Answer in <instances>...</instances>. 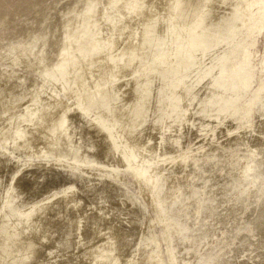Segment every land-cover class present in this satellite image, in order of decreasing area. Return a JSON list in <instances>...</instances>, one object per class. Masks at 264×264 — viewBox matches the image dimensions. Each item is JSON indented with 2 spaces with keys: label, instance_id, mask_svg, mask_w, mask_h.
I'll return each mask as SVG.
<instances>
[{
  "label": "rangeland",
  "instance_id": "1",
  "mask_svg": "<svg viewBox=\"0 0 264 264\" xmlns=\"http://www.w3.org/2000/svg\"><path fill=\"white\" fill-rule=\"evenodd\" d=\"M238 1H240V0H235V1L231 0V2H232L231 5L233 4L232 6L229 5V6H226V9L225 8L219 9V10L217 9L215 11V13L218 11L219 14H216V16L214 18H211L213 28L210 27V29L206 32L207 35L205 37V40L207 42L206 45H208L207 48H209L213 51H216L218 53V55H220V53L223 49H224L223 50L224 52H228L227 49H229L232 42H236V41L240 42L241 40H243L244 37L239 38L243 34L246 35V37H248L246 45L244 47V50L242 51L241 54H238V57L236 60L238 62L235 61L234 64L235 63L240 64V63H245V62L248 63L249 79L247 81V88H248L249 94H247V95L245 94L244 97L242 96L243 98L237 97L239 95V94L237 95V92L235 93V91H234V93H233L231 89H226L224 84L219 83V82L217 83V81L215 80V77H217V75H215L213 73L214 72L218 73L219 70H222L221 67L226 68L224 63L221 64V66H219V67L217 65H215L213 67V69H215L216 71L215 70L211 71L212 69L211 70L208 69V71L206 72V69L208 68L207 67L208 66V64H207L208 59L206 61H204L206 64L204 62H202L203 60H201V62H199V64H198L195 62L196 58L191 59V61L188 62L187 66H184V68H183L184 70L189 67L187 71L186 70L180 71V69L178 70L177 68L173 67V65H168L169 67L167 66V69H166V67H163V71L166 70V73H165L167 75V76H165L166 79L163 76H161V77L159 76L157 78H154L156 80H154V79L149 80L148 82L151 85L149 84V86H148L149 88H146V90L141 89L142 83L135 79L137 73H135V74L133 73V74L129 75L128 77L126 76V78L122 77V78L118 79L117 83L114 84V86L117 87V88H115L116 92L114 94V98L115 97L116 98L113 102L114 104H112L110 106L112 108H113V106H114V108H115V106H117L115 108L116 109L115 111L118 110V112L121 115L125 111L124 115H122L123 117H126L128 112L130 113L127 115V118L128 117L130 118V119L128 118L130 120V122L132 121V124H134L136 126L138 131L140 130L141 134H142V131L144 132L143 133L144 135L142 134V136H140V138H139L140 141L144 140L146 138L147 134L148 133L150 134L152 132L150 135L148 134L147 138L144 141L141 142L142 144L148 143L149 145L148 144L147 145L150 146L151 144L154 145L157 142L156 145L158 146V144H159L158 147L156 145H154V146L152 145L150 147L155 148V146H156L157 148H159L160 146H162V147L167 146V147L172 148L173 151L176 150L175 153L183 152L184 150L185 151L189 150L188 156L186 157V161L189 160L188 162L185 161V163H183L184 162V160H183V161L176 163L178 165H176V164L175 165H168L164 168V171L162 173H164V175L168 174V176H169V177L167 176L168 182H166L167 185H166L165 191L171 192L173 190V188L174 189L179 188L180 190L182 189L184 191L188 190V192H193V191L196 192L193 194L194 196H192V198L185 200L187 202H185V201L179 202L177 200L176 201V204L178 202L177 205L174 204L175 205L174 207H173V204L170 205L168 212L165 214V216H163L161 207L155 198V195L151 189V186L149 187V194H150L149 200L150 201L147 202L144 198L141 197L142 196L141 195L142 187H141V182H140V175L137 172L121 173L125 179V181H123L122 183L124 184L125 188L128 189V192L124 191L123 189L121 190L120 187L117 188L113 185H109L108 183H106V181L103 182V181L98 180L101 182V183L100 182L98 183V181L96 182V180H94L95 181V182L93 181L94 185L90 186V187H86L84 183H78V186L80 185L79 186L80 189L85 188L86 191H89V190L91 191V192H86L84 190L85 192H83L82 190L81 191L79 190L78 196L80 198H82L81 205L80 204L78 205V207L81 206L80 209L81 208H84V209L87 208L86 210L89 211L90 210V207H89L90 202L89 201H92V199H93L94 202H96V200H97V206L98 207L102 208V206H104L103 207L104 210L110 209V207H112L115 209H119L120 211H121V209H123L122 210L123 212L130 213V214L127 213L123 216V215H119L115 211L111 212V214L114 213V214H112L114 217L110 214L111 217L114 219V221L115 220L117 221L116 218H118L121 221V222L120 221L119 222H120L121 226H123V230H119L117 232L105 231V232H103V233H105L104 235H103V233H100L101 235L98 236V238H101V236L103 235L104 237L106 236V239H108V241L103 244L105 248H109V247H111L112 249L116 248V253H120L119 259L116 261V264H155V262L159 263L158 260H160V259H156V257L158 255L161 256V257H159V258H161L160 261L161 262L164 261L163 264H171V263L173 264V262H174V264H229V263L230 264H233V263L237 264V262H239V261L240 262L238 264H263L264 263V253H263L264 252V163H263L264 162V138H263L264 137V114H263L264 113L263 112L264 111V106H263L264 105V0H258V1L253 2L252 4H250L247 7V9L245 6L246 4L244 5L245 6L244 7L245 13L243 15L244 21H243V25L241 24V26H240V24H238V22H239L238 16L240 17V16H242V14H241L240 9L237 10V8L235 6L238 3ZM163 2H165V1L164 0H132L128 3L114 4L113 0H0V56H1V58L4 57L2 59L3 63L1 64V66L3 68H1V66H0V70L2 69L3 71L1 70L0 74L5 73V71H6L5 69L13 70L19 75H24L25 77H28L29 81L31 83L38 80L40 82V85H41L39 89L41 91H45V90H47V88H51V86H50L51 80H48L46 76H42L41 73L36 74L34 71L29 70L27 66H24V67L21 66V67H17V68H15V66H11V64L13 63V60H11V58L12 59L17 58L18 55H19V57L17 59L22 60L25 58V56H28V53L30 55L31 54L30 52H33V51L39 52L40 54H44L47 56V60H46L47 66L51 67V69H54V70L56 69L55 71L51 72V77L53 78V80L56 81V83L58 85L64 86V92L61 94V97L67 101L70 108H73L75 106L77 107L80 105L79 100L83 97V95L89 90H94L95 87L98 86L102 82V79H101L102 78V76H101L102 68L105 65L107 66V64H109L111 66L119 65V63L122 59L121 56H122V52H123L125 45H127L130 42V40L133 38V35H134L133 31H137V28L134 27L133 25L139 23L144 18V14L147 13L149 15H153L154 9H157V7H159V6L162 7ZM243 3H244V0H243ZM222 6H224V5H222ZM200 9L201 8L198 7L197 11H199ZM229 9H231V10H229ZM221 10H223V11H221ZM73 12H75L79 16L73 17L72 16ZM87 12L91 13L93 15L92 20H90L91 23L89 22L90 23L89 32L87 33V35L85 37L83 35L84 40L82 41L81 45L79 46L75 57L72 58L71 60L65 59L62 61V64L59 65L61 62V58H62V52L66 46L67 41L70 40L74 36L75 33H77V30L79 28L84 27V21H83L84 15L83 14H85ZM222 12H223V14L226 15V17L221 15ZM233 13L234 14L238 13V14L234 15ZM71 17L74 18L73 21L71 20ZM236 19L238 22L236 21ZM246 20L249 21V24H247ZM89 23H87V25ZM235 24H237V26H239V28L244 29V32L242 31L243 34L240 31V29L239 30L236 29L235 34H237V38L232 39V37H233L232 36V37H228L229 39L225 40L227 38L226 34H228V32H230L229 30L232 29ZM239 31L242 35L240 33H238ZM229 34H231V33H229ZM118 36H120V38ZM44 37H46V39H47L48 46H45V43L41 42ZM83 37H82V39H83ZM37 41L39 42L38 46H36L35 50H33V51L31 50L30 52L25 51V52L20 53V51L17 52V51L13 50L15 47L30 46L34 42H37ZM224 42H226V43H224ZM227 42H229V44ZM224 45H226L228 48H226V46H224ZM234 48L235 47H233L232 49H234ZM217 49H218V51H217ZM198 50H199L198 52L200 53V48H198ZM198 52H197V54H199ZM228 54H229L230 58L237 56V54L233 55L232 50H230ZM212 57H211V60L213 59ZM230 60H232V59H229V61ZM6 61L7 62L10 61V62L7 63ZM192 61H194V62H192ZM217 62H219V60ZM204 64H205V66H204ZM222 65H224V66H222ZM203 67L205 70L203 69ZM62 69H64V70L65 69L66 70L71 69V71L63 73ZM174 70H176L175 71L176 73L174 72ZM192 70H194V71H192ZM202 71H204V72H202ZM168 72H173V73H170L171 74L170 75ZM182 72L186 73V74L184 75V74H182ZM199 73L202 75H200ZM139 74H141V73H138V75ZM174 74H177V75L175 76ZM210 74L215 76V77H212ZM203 75H204V77H203ZM184 76H186V77L188 76V77L187 78L185 77V79H184ZM128 78H130L132 80L129 79L130 80L129 83H126V86H125V82L126 81L128 82V80H127ZM195 78L196 79L198 78V79L195 80ZM171 79H174L173 80L174 82ZM175 79H176V81H175ZM181 79H182V81H181ZM169 81H171L173 83H171V82L169 83ZM133 82H135V83H133ZM181 82H183V83H181ZM215 82L217 84H215ZM154 83H155V85H154ZM157 83H158V86L156 85ZM182 84H184V85L182 86ZM220 84H222L223 86L222 85L220 86ZM119 85H121V86L119 87ZM127 85L129 86L128 88H126ZM217 86L219 87V89ZM136 87L138 88V90ZM166 87H167V89L165 90ZM241 87H244V85L242 84V81H241ZM102 88L103 87H99L98 89L102 90ZM154 88H155V90H154ZM211 88H213V89H211ZM51 89H53V88H51ZM139 90H140V92H139ZM120 91H121V93H120ZM143 91H144V95L142 93V95L140 94L141 96L139 97L138 94L143 92ZM168 91H170V92H168ZM174 91H176V92H174ZM227 91H228V94L226 95ZM127 93H130V94L127 95ZM133 93H135V94L133 95ZM170 93H171V96H170ZM149 94H150V98H149ZM117 95H118V97H117ZM121 95H123V96H121ZM253 95L255 96V101L258 97V101L255 102V105L253 104V107H252L253 111L251 110L249 112L251 114H249V113L246 114L245 111L247 109V106L245 107V104L247 103V98L252 97ZM124 96L126 97V99ZM134 96H136V97H134ZM165 96H167L166 99H165ZM208 96H209V99H208ZM218 96H219V98H218ZM132 97L134 99H131ZM154 97L155 98L157 97V98L155 99ZM158 97H160V98H158ZM169 97L171 100L168 99ZM183 98L186 100H182ZM187 98H189V99L187 100ZM239 98H240V101L238 100L237 101L238 103L235 104L236 106L232 107V104L229 102L230 101L233 102V101H235V99H239ZM117 99H119V100L121 99V100L119 101ZM206 99H208V100H206ZM241 99H243V100H241ZM75 100H76V102H75ZM132 100H134V101H132ZM154 100H155V102H154ZM168 100H170V101H168ZM192 101L195 102L196 105H195V103H192ZM22 103H23V101H22ZM128 103H129V105H128ZM165 103H166V105H165ZM199 103H201L200 105L202 107L200 105L198 106ZM227 103H229V104L227 105ZM238 104H240V106ZM143 106L144 107L146 106V107L143 108ZM254 106L256 109L254 108ZM124 107H125V109L122 110ZM229 107H230V110L227 111L229 109ZM235 107H237V108H235ZM239 107H240V110H239ZM1 108L3 110V107H1ZM117 108H119L120 110ZM184 108H185V110H184ZM202 108H204V109H202ZM232 108H234V110ZM162 109L165 111H163ZM2 110H0V111H2ZM149 110H151V111H149ZM199 110H201V111H199ZM235 110L238 112H236ZM258 110H259V112H258ZM161 111H163V112H161ZM172 111H173V113H172ZM188 111L189 112L191 111L190 116H189V113H187ZM241 111H242V114H241ZM151 112H153V114ZM146 113H148V114H146ZM184 113L186 116L183 115ZM199 113H200V115H199ZM232 114L233 115L235 114V115L233 116ZM179 115H181V116H179ZM246 115L247 116L251 115L250 117L251 118L254 117V118L249 120L250 117L249 116L247 117ZM154 116H155V118H154ZM165 116H166V118H165ZM222 116H224V117H222ZM3 117L5 119H9L10 112L9 111L6 112L3 115ZM16 117L8 126L9 127L8 131L13 132L14 136H13V138H6L5 140L0 141V148H2V149H5L6 144H17L19 142V140H23L24 143H26V141L28 142L29 137L35 131H41V132L48 131L50 133H53V132L55 133L56 132L55 127H61V125L65 124V122H66L65 118H63V119L58 120L57 122H54L52 125H50L48 122L47 116L44 114L39 115V117L37 118V121H34V123L31 122L30 118L27 115L22 114L21 112ZM26 117H27V119H26ZM220 118H221V120H220ZM225 118H227V119H225ZM231 118H233V119H231ZM223 119H224V121H223ZM162 120L164 123L162 122ZM189 120H190V122H189ZM42 121H43V123H42ZM142 121H143V123H142ZM218 121H219V123H218ZM154 123L155 124L158 123V124L155 125ZM187 123H188V125H187ZM190 123H192V124H190ZM194 123H195V125L193 127ZM239 123H241L240 124L241 126L239 125ZM168 124H169V126H166ZM221 124H222V126H221ZM244 124L246 127L244 126ZM143 125H145V126L143 127ZM237 125H238V127H237ZM146 126H147V129H146ZM149 126H151V127H149ZM160 126H162V127H160ZM149 128H151V129H149ZM163 128H164V130H163ZM181 128H182V130H181ZM198 128H200V129H198ZM257 128H259V129L257 130ZM183 129H184V131H183ZM206 129L209 131H206ZM146 130H150V132L149 131L146 132ZM210 131H212V132H210ZM244 131L246 133H244ZM161 133L164 136L161 135ZM200 133H202V134H200ZM214 133H215V135L213 136ZM216 134H217V136H216ZM152 135H153L154 139L150 140L148 137H150ZM161 136H162V138L165 137L163 139L164 140L167 139V141L166 140L163 141V139H161ZM183 136H185V138H182ZM197 136H200V137H197ZM202 136H203V138H202ZM169 137L171 138V140ZM0 138H2V136H0ZM254 139H256V140H254ZM177 141H179V142H177ZM183 141H184V144H183ZM199 141H201V142H199ZM83 142L86 143V145H84L85 149L83 148V150H86L87 148H88L87 150H89L91 143H87L85 141H83ZM164 142H166V143L164 144ZM178 143H179V145H178ZM246 143H248V144H246ZM170 144H172V145H170ZM201 144L204 146H201ZM102 145H103V148L106 146L105 143ZM173 145L174 146L176 145V146L174 147ZM184 145H186V146H184ZM164 147H163V150H165ZM193 147L195 149L197 147V149H196L197 151L194 150ZM176 148L177 149L179 148V149L177 150ZM181 148H183V149H181ZM191 148H193V149H191ZM37 149H39V151H42L43 147L37 146ZM26 150H29V148L27 147ZM179 150H181V151H179ZM248 150H250V151L248 152ZM219 152H220V154H219ZM197 156H199L198 159H197ZM191 157L192 158L194 157V158L192 159ZM196 162H198V163H196ZM251 162H252V164H251ZM258 165H259V167H258ZM248 166H249L251 171H249V168H247ZM170 169H171V171H170ZM8 170H10V171L8 172ZM93 170H95V169H93ZM31 171H32L31 173H33V171H35L36 174H34V173L31 174L30 171L23 172V174L26 172L27 173L22 176L23 178L19 183V186H18L19 189H17V192H16V198H18V199H16V200H18L17 202H19L20 199H21L20 201L24 200L23 198L29 199L31 197V195L35 196L36 194H39L40 192H43L45 194L43 196L45 198V197L50 195V194L46 193V192H49L48 190L50 189V187L53 188L54 185L57 186V183L61 184L62 181H64L62 179L66 178V176H63V175H57V177H59V178L56 177V179H55V177H53L55 175L41 176V174H40L41 170L38 171L37 169H33ZM100 171L103 174H109V175L113 174V170L101 169ZM4 172L5 173H3V170L0 169V177L2 175H3L2 177H4L1 180L3 181L5 179V181H7V180L9 181L11 173H12V169H10V167H9L7 169H4ZM246 174H248V176ZM25 175L27 176V178H25L26 177ZM170 175H172V176H170ZM30 176H31V178H30ZM249 176H251V177H249ZM35 177L36 178L38 177L40 180L38 181V178L36 179ZM46 177H48L49 179H47ZM177 177H179V178L177 179ZM181 177H183V178H181ZM245 178H247V179H245ZM29 179H32L33 182H30L31 180L29 181ZM35 179L38 182L37 181L35 182ZM213 179H215V180H213ZM253 179H256V180H253ZM1 180H0V184H2L1 185L2 187L1 186L0 187L3 190V186H6L8 184V181L5 183V181L2 182ZM52 180H53V182H52ZM49 181H51V183ZM57 181H59V182H57ZM170 181H172L171 182L172 185L170 184ZM54 182H56V183H54ZM176 182H178V183H176ZM28 183H30V184H28ZM247 183H248L249 187H248ZM254 183H256V185ZM176 185H177V187H176ZM170 186H172V187H170ZM183 186H184V188H182ZM103 187H106L107 189L106 188L103 189ZM247 187H248V189H247ZM20 188H21V190H20ZM101 188H102V190H101ZM111 188H113V189H111ZM92 189H94V192H92L93 191ZM109 189H110V192L109 191L107 192L106 190H109ZM18 192L21 194H18ZM28 192H29V194H28ZM49 193H53V192H49ZM125 193H126V196H125ZM80 194L83 196H81ZM28 195H29V197H27ZM102 195H104V197ZM133 195L137 196V198L143 203V205L147 209H141L140 210L139 208H136L137 205L132 207L133 204L140 205V203H138L135 200V197ZM128 197H129V199H128ZM83 198L84 199L86 198V199L83 200ZM105 198H106V200H105ZM133 199L135 201H133ZM87 200H88V202H87ZM130 200H132V201H130ZM107 202H109V203H107ZM131 202H135V203H131ZM64 204H65V202H64ZM64 204L61 205V206H63V207H61L62 211H66V213H67L68 210L69 211L72 210L71 213L74 212L75 214L78 212L77 211L78 207L77 206L74 207V204H73V206L72 205L67 206ZM125 205L127 208L126 210H125ZM184 205H187V206H184ZM65 206H67V207H65ZM92 206H94V205H92ZM59 207L60 206L53 207L54 209H58V210L51 211L53 213L50 212L51 215L49 214V216H48L49 218L47 217V219L48 220L51 219L53 221L54 220L55 221L60 220L61 221L60 223L65 225V223L68 222L67 216L66 217H65V215L62 216V214L57 216L59 214V213H57V211L59 212L61 210V208H59ZM171 207L174 209H172ZM179 208H181V209H179ZM135 209H137V210H135ZM138 209H139V212H138ZM75 210L77 212H75ZM172 210H174V212ZM69 211H68V213H69ZM140 211L143 214H141ZM95 212H96V210H94V212L89 211V215L91 216V214H94ZM71 213H70V215H71ZM52 214L53 215L55 214V216H52ZM75 214H72V215L74 216ZM76 215H79V213ZM99 215L102 216L103 213L99 214ZM110 215L107 216L106 220H108V217L110 219ZM117 215H119V217ZM148 215H149V217L151 215L154 219V222H155V228H154L155 232L154 233L156 234L155 236L159 239V241L161 243V247L157 248V246H155V244L151 245L150 247H147V245L142 242V240H144L143 237L145 235L144 230H145V227H147L146 226L147 220L149 219ZM171 215H172V217H169ZM242 215H244V216H242ZM130 216H132V217H130ZM164 217L165 218L168 217V218H172V220H176V222L174 221L176 224L178 223L179 226H183L185 228L179 227L176 224H172L171 223L172 221L168 222ZM131 218L133 221L131 220ZM63 219L65 222L63 221ZM241 219H243V221ZM69 220H71V219H69ZM128 222H130V223H128ZM169 223H170V225H169ZM135 224H136V227H134ZM180 224H182V225H180ZM204 224L206 225V227ZM73 225H74V223H72V225H71L72 227L67 226L68 228L66 231H68V233H69V231L70 232L73 231ZM132 227H133V230H132ZM174 227H177V228H174ZM134 228H135V230H134ZM69 229H71V230H69ZM126 229L127 230L131 229V232L134 231V232H132L133 233L132 236H130V237H127L126 235L123 236V233H125L124 231ZM173 230H175V231L173 232ZM176 230H179V231L176 233ZM85 232H86V230H85ZM170 232L173 235L172 236L173 239H169ZM231 232H233V233H231ZM240 233H242V234H240ZM226 234H228V235H226ZM69 235H70V233H69ZM69 235H67L68 243H69V240H71V238H72V233H71L70 237H69ZM51 236H54V235L51 234ZM184 239H186V240H184ZM46 240L47 239H44V238L42 240V242L43 241H45V242H43L44 246L42 245V248H41L42 250L40 249V252L43 251L41 254V257H44V253L47 252L45 257L48 261L54 262L55 260H57L56 262H59L61 259L58 257L59 258V260H58L56 254L50 256V252L47 251V246L49 245L51 240L50 239H48V241H46ZM169 241H170V243H169ZM232 241H234V242H232ZM183 242H185V243H183ZM213 242H215V243H213ZM100 244H101V241H100ZM221 244L222 245L224 244L223 247H221ZM81 245H80V247H78L79 251L77 250V248H73L74 250L73 249L72 250L74 251V254L77 255L78 252L80 253L79 248H82L80 255L85 254V256H86L85 258H83L82 262L87 263L86 261H87V257L89 256V253H88L89 249H86V251H85V248H87L90 245L85 246L84 243ZM152 246H154L155 248ZM68 247L71 249L70 243H69ZM215 247L216 248L219 247V249H217V250H219L220 253L217 252ZM150 248H152V249H150ZM223 248H225V250ZM158 249H159V251H158ZM244 249H245V251H244ZM152 250H153V253L151 252ZM69 251H71V250H69ZM161 251H162V254H160ZM231 251H233V252H231ZM187 252H189V253H187ZM111 253L114 254L113 252H111ZM157 253H159V254H157ZM170 253H172L173 256ZM217 253H219L220 255H218ZM145 255L147 258H148V256L151 257V259H145V257H144ZM151 255H153V256H151ZM198 255H199V257H198ZM251 255H252V257H251ZM52 258L55 260L53 261ZM249 258H250V261H249ZM37 260H39V259L37 258ZM145 260H147V261H145ZM170 260H171V262H170ZM78 261H80V260L78 259ZM217 261H218V263H217ZM34 264H39V263H34Z\"/></svg>",
  "mask_w": 264,
  "mask_h": 264
},
{
  "label": "bare ground",
  "instance_id": "2",
  "mask_svg": "<svg viewBox=\"0 0 264 264\" xmlns=\"http://www.w3.org/2000/svg\"><path fill=\"white\" fill-rule=\"evenodd\" d=\"M130 1H132V0H113V3L114 4H117V3H128ZM164 1L165 2H163L162 7L159 6V7H157V9H154V11H153L154 14L153 15H149V14L146 13V14H144V18L139 23L133 25L134 27L137 28V31H133V33H134L133 38L130 40V42L127 45H125V47L123 49V52H122V56H121L122 59H121L119 65H117V66H111L109 64H107V66L105 65L102 68V70H101V76H102L101 79H102V82L100 81L101 83L98 86L95 85L96 87H95L94 90L87 91L83 95V97L79 100L80 105L77 106V107L75 106L73 108H70V106L68 105L67 101L61 97V94L64 92V86L58 85L56 83V81L53 80V78L51 77V72L55 71L56 69L54 70V69H51V67L47 66V64H46L47 63V61H46L47 60V56L44 55V54H40L39 52L33 51V50H35L36 46H38V43H39L38 41L37 42H34L30 46H20V47H15L13 49L14 51H17V52L20 51V53L21 52H25V51L26 52H28V51L30 52L31 50L33 52H30L31 53L30 55L28 53V56H25V58L22 59V60L17 59L19 57V55H18L17 58H14V59L11 58V60H13V63L12 62H11L12 64L10 63L11 66H15V68L21 67V66H23V67L24 66H27L29 70L34 71L36 74L41 73L42 76H46L48 80H51L50 81V86L53 89L47 88V90L41 91L39 89L41 85H40V82L38 80L35 81V82H33V83H31L29 81V78L28 77H25L24 75H19V74H17L13 70L5 69L6 70V71L4 70L5 73L0 74V110H2L1 107H3V110L0 111V136H2V138H0V141L1 140H5L6 138H13L14 133L8 131V128H9L8 126L10 125V123L14 120V118L20 112L22 114L27 115L30 118V120H31L32 123H34V121H37V118L39 117V115H42V114H44V115L47 116V119H48V122H49L50 125H52L54 122H57L58 120L63 119V118H65V121L66 122H65V124H62L61 127H55V131H56L55 133L54 132L53 133H50L48 131H44V132L35 131V132H33V134L30 137L28 136L29 137V141L28 142L26 141V143H24L23 140H19V142L17 144H6L5 145L6 146L5 149L0 148V169L3 170V173H5L4 172V169H7L9 167H10V169H12V173L10 172L11 173L10 179H9V181L7 180L8 181V184L7 185L5 184L6 186H3V190L1 188L2 187L1 185L2 184H0V186H1L0 187V191H1L0 192V264H34V263H39V264H116V261L119 259V256H120L119 254L120 253H116V248L112 249L111 247H109V248H105L104 247L103 244L105 242H107L108 239H106V236L105 237L103 236L105 234L103 232H105V231L117 232L119 230H123V226H121V224H120L121 221L118 218H116L117 221L116 220L114 221V219L111 217V215L114 214V213L111 214V212H114L115 211L119 215H123V216L125 214H127L128 212H123L122 211L123 209H121V211H120L119 209H115V208H112V207H110V209H107V210L105 209L104 210V208H103L104 206H102L103 209L100 208V207H98L97 206V200H96V202H94V200L92 199V201H89L90 202V204H89L90 210L89 211L94 212V210H96V212L94 214H91L90 213L91 214V216H90L89 215V211L86 210L87 208L86 209H84V208H81L80 209L81 206L78 207V205L79 204L81 205V203H82V198H80L78 196L79 195L78 192H79V190L80 191L82 190L83 192L86 191L85 188L84 189H80L79 188L80 185L78 186V183H84L86 187H90V186H93L94 185L93 184V181L94 180H96V182L98 180L103 181V182L106 181V183H108L109 185H113V186H115L117 188L120 187L121 190L123 189L124 191H127L128 192V189H126L125 186H124V184L122 183L123 181H125V179H124V177L122 176L121 173H124V172H137L140 175V182H141V187H142V191H141V195L142 196L141 197L144 198L147 202L150 201L149 200L150 199L149 187L151 186V189H152V191H153V193L155 195V198H156L158 204L161 207L163 216H165V214L168 212V209H169L170 205L173 204V207L175 206L174 204H176V201L177 200L179 202H184L185 200H187L189 198H192V196H194L193 194L196 193L195 191L188 192V190L187 191L186 190L184 191L182 189H181L182 190L181 191L179 188H176V189L173 188V190L171 192H166L165 191V188H166V185H167L166 182H168L167 179H168L169 176H168V174L167 175H164V173H162L164 171V168L166 166H168V165H175L176 163H178L180 161H183V160H184L183 163H185L186 157L188 156V153H189L188 152L189 150H186V151L184 150L183 152H177V153H175L176 150L173 151L172 148L167 147V146H165V147L163 146L165 150H163V147L162 146H160L159 148H157L159 146V144H158V146L156 145L157 142H156V144H154V145L157 146V147L155 146V148L154 147H150L153 144H151L150 146H148L149 145L148 143H147L148 145L146 143L145 144H142L141 142L144 141L147 138V136H148L149 133L147 134V136H146V138L144 140L140 141L139 138H140V136H142V134L144 132L142 131V134H141L140 133V130L138 131L137 128H136V126L134 124H132V121L130 122V120H129L130 118L129 117H128L129 119L127 118V115L130 114V113L128 112V114L126 115V117H123L122 115H124L125 111L121 115L118 112V110L115 111L116 110L115 108L117 106H115V108H114V106H113V108L110 106V105L114 104L113 102H114V100L116 98V97L114 98V94L116 92L115 91V88H117V87H115L114 84L117 83L118 82V79H120L122 77H125L126 78V76L128 77L129 75H131L133 73L134 74L137 73V75H138V73H141L138 76L136 75V78L135 79L138 80V81H140L142 83L141 89L146 90V88H149L148 87L149 84H150L148 82L149 80H152V79L157 78L159 76L160 77L163 76L164 78H165V76H167L165 74L166 73V70L163 71V67H166V69H167V66L168 65H173V67L177 68L178 70L180 69V71H182V70H184L183 69L184 66H187L188 62L191 61V59H193V58H196L195 59V62L198 63V64H199V62H201V60H203L202 62H204V61H206L208 59V63H207L208 64V66H207L208 68L206 69V72L208 71V69L209 70L212 69L211 71H213V70H215V69H213V67L215 65H217L219 67V66H221V64L224 63L225 66H226V68L221 67L222 70H219L218 73L217 72H214L213 73V74L217 75V77H215V76H213L211 74L210 75L212 77H215V80L217 81V83L219 82V83L224 84L226 89H231L233 93H234V91H235V93L237 92V95L239 94L238 96L236 95L237 97H240V98L242 96L244 97L245 94L246 95L249 94L248 93V88H247V81L249 79L248 63L245 62V63H240V64H237V63L234 64V62L237 60L238 54H241L242 51L244 50V47L246 45V42H247V38L248 37H246V35L243 34L244 29L243 28H239V26H237V24H235L233 26V28L229 30L230 32H228V34H226L227 38L225 40L229 39L228 37H232V36H233L232 39L233 38L236 39L237 38V34H235V30L236 29L237 30L240 29L241 32L243 31L242 32L243 35L240 33V31L238 32V33H240L242 35V36H240L238 34L240 36L239 38L244 37L243 40H241L240 42H238V41L232 42L231 41L232 44L230 43L231 46L229 45L230 47H229V49H227L228 52H224L223 51L224 49H223L222 50L223 52L221 51L220 55H218V53L216 51H213V50L207 48L208 45H206L207 42L205 40V37L207 35L206 32L210 29V27L213 26L212 25V22H211V18H214L216 16V14H219L218 11L216 13H215V11L217 9L218 10L219 9H224V8L226 9V6L231 5V3H232L231 0H164ZM255 1H258V0H244V3H243V0L242 1L240 0L235 5L236 8H237V10L240 9L241 14H242V16H240V17L238 16V19H239V22L240 23L236 19V21L238 22V24H240V26H241V24L243 25V21H244V19H243V15L245 13V8L244 7L246 6V9H247V7L250 4H252L253 2H255ZM222 5H224V6H222ZM198 7L201 8L199 11H197ZM229 10H231V9H229ZM221 11H223V10H221ZM72 14H73L72 15L73 17H78L79 16L75 12H73ZM83 15H84L83 16L84 27L83 28H79L77 30V33H75L74 36L70 40L67 41L66 46H65V48H64V50L62 52V58H61V62H60L59 65L62 64V61L63 60H65V59L71 60L72 58L75 57L79 46L81 45L82 41L84 40V37L87 35V33L90 30V26L89 25L91 23L90 20H92L93 15L91 13H88V12L85 13V14H83ZM221 15L226 17V15L223 14V12H222ZM73 17H71V20L72 21L74 20ZM246 21H247V24H249V21L248 20H246ZM87 23H89V24L87 25ZM229 33H231V34H229ZM83 35H84V37H83ZM82 37H83V39H82ZM118 37L120 38V36H118ZM41 42H44L45 43V46H48L46 37H44ZM224 43H226V42H224ZM227 43L229 44V42H227ZM224 46H226V45H224ZM233 47H235L236 49L235 48L232 49ZM198 48H200V53L198 52L199 51ZM226 48H228V47L226 46ZM230 50H232L233 55L234 54H237V56L236 57H232L231 56L232 58H230V56L228 54ZM217 51H218V49H217ZM197 52L199 54H197ZM210 56L211 57L213 56L212 57L213 58L212 60H211V57ZM3 58L4 57L1 58V56H0V66L3 63L2 62V59ZM229 59H232V60L229 61ZM218 60H219V62H217ZM9 62L10 61H8L7 63H9ZM192 62H194V61H192ZM236 62H238V61H236ZM205 64H204V66H205ZM222 66H224V65H222ZM1 68H3V67L1 66ZM188 68L185 69V70L187 71ZM203 69H204V67H203ZM68 71H71V69H69V70L62 69V72L63 73H66ZM175 71L176 70H174V72ZM192 71H194V70H192ZM183 72H182V74L185 75L186 73H183ZM202 72H204V71H202ZM168 73L170 74V73H173V72H168ZM177 74H174V75L176 76ZM200 75H202V74H200ZM185 77L186 76H184V79H185ZM203 77H204V75H203ZM129 79L130 78L127 79L128 82L127 81L125 82V86H126V83H129V81L132 80V79H130V80ZM176 79H175V81H176ZM182 79H181V81H182ZM197 79L195 78V80H197ZM154 80H156V79H154ZM171 80L173 81L174 79H171ZM241 81H242V84L244 85V87H241ZM170 82L171 81H169V83ZM173 82H171V83H173ZM133 83H135V82H133ZM181 83H183V82H181ZM217 83L215 82V84H217ZM222 84H220V86ZM154 85H155V83H154ZM156 85L158 86V83ZM183 85L184 84H182V86ZM120 86L121 85H119V87ZM99 87H103L102 90L101 89H98ZM128 87L129 86L127 85L126 88H128ZM219 87H218V89H219ZM166 89H167V87L165 88V90ZM211 89H213V88H211ZM137 90H138V88H137ZM154 90H155V88H154ZM121 91H120V93H121ZM139 92H140V90H139ZM168 92H170V91H168ZM174 92H176V91H174ZM142 93L144 95V91L138 94L139 97L142 95ZM128 94H130V93H127V95ZM134 94L135 93H133V95ZM227 94H228V91H227L226 95ZM121 96H123V95H121ZM170 96H171V93H170ZM117 97H118V95H117ZM134 97H136V96H134ZM166 97L167 96H165V99H166ZM149 98H150V94H149ZM158 98H160V97H158ZM218 98H219V96H218ZM240 98L239 99H235V101H233V102H231V101L230 102L228 101V102L232 104V107H234V106H236L235 104L238 103L237 101L238 100L240 101ZM125 99H126V97H125ZM131 99H134V98L132 97ZM168 99H170V97ZM188 99L189 98H187V100ZM208 99H209V96H208ZM208 99H206V100H208ZM117 100H119V99H117ZM170 100H168V101H170ZM182 100H186V99L183 98ZM241 100H243V99H241ZM22 101H23V103H22ZM132 101H134V100H132ZM256 101H258V97H257ZM256 101H255V96L254 95L252 97L247 98V103L245 104V107L247 106V109L245 111L246 114H248L252 110L253 104L255 105V102ZM75 102H76V100H75ZM154 102H155V100H154ZM129 103H128V105H129ZM192 103H195V102L192 101ZM229 103H227V105ZM200 104L201 103H199L198 106ZM165 105H166V103H165ZM195 105H196V103H195ZM238 105L240 106V104H238ZM145 107L143 106V108H145ZM235 108H237V107H235ZM254 108H255V106H254ZM117 109H119V108H117ZM124 109H125V107L122 110H124ZM202 109H204V108H202ZM232 109L234 110V108H232ZM184 110H185V108H184ZM229 110H230V107H229V109L227 111H229ZM239 110H240V107H239ZM8 111L10 112V117H9V119H5L3 117V115L6 112H8ZM149 111H151V110H149ZM163 111H165V110H163ZM163 111H161V112H163ZM199 111H201V110H199ZM190 112L189 111L187 112V113H189V116H190ZM236 112H238V111H236ZM258 112H259V110H258ZM151 113L153 114V112H151ZM172 113H173V111H172ZM200 113H199V115H200ZM146 114H148V113H146ZM241 114H242V111H241ZM249 114H251V113H249ZM183 115H185V113ZM179 116H181V115H179ZM248 116L250 117L251 115H248ZM222 117H224V116H222ZM154 118H155V116H154ZM165 118H166V116H165ZM233 118H231V119H233ZM253 118L250 117L249 120H251ZM26 119H27V117H26ZM225 119H227V118H225ZM163 120H162V122H163ZM220 120H221V118H220ZM219 121H218V123H219ZM223 121H224V119H223ZM189 122H190V120H189ZM42 123H43V121H42ZM142 123H143V121H142ZM156 124H158V123H156ZM190 124H192V123H190ZM240 124L241 123H239V125ZM145 125H143V127ZM187 125H188V123H187ZM194 125H195V123L193 124V127H194ZM162 126H160V127H162ZM166 126H169V124L166 125ZM221 126H222V124H221ZM244 126H245V124H244ZM149 127H151V126H149ZM237 127H238V125H237ZM146 129H147V126H146ZM149 129H151V128H149ZM184 129H183V131H184ZM198 129H200V128H198ZM258 129L259 128H257V130ZM163 130H164V128H163ZM181 130H182V128H181ZM147 131L150 132V130H146V132ZM206 131H209V130L206 129ZM212 131H210V132H212ZM202 133H200V134H202ZM244 133H246V132L244 131ZM161 135H163V134L161 133ZM214 135H215V133L213 134V136ZM216 136H217V134H216ZM197 137H200V136H197ZM148 138L150 140L154 139L153 135L150 136V137H148ZM163 138H165V137H163ZM163 138L161 136V139H163ZM182 138H185V136H183ZM202 138H203V136H202ZM165 140L167 141V139H165ZM165 140L163 139V141H165ZM170 140H171V138H170ZM254 140H256V139H254ZM83 141H85L87 143H91V146L89 147V150H87L88 148L86 150H83L84 145H86V143H84ZM177 142H179V141H177ZM199 142H201V141H199ZM104 143L106 145V146L104 145L105 146L104 147L105 149L103 148V145H102ZM165 143L166 142H164V144ZM183 144H184V141H183ZM246 144H248V143H246ZM170 145H172V144H170ZM178 145H179V143H178ZM37 146L38 147H43V150L42 151H39V149H37ZM184 146H186V145H184ZM201 146H204V145L201 144ZM27 147L29 148V150H26ZM193 148H191V149H193ZM181 149H183V148H181ZM196 149H197V147H196ZM196 149L194 148V150H196ZM179 151H181V150H179ZM249 151L250 150H248V152ZM219 154H220V152H219ZM198 158H199V156H197V159ZM188 161H186V162H188ZM196 163H198V162H196ZM251 164H252V162H251ZM176 165H178V164H176ZM258 167H259V165H258ZM247 168H249V166ZM33 169H37L38 171L41 170V173H40L41 176L55 175L53 177H55V179H56L57 175H63V176H66V178H63L62 179L64 181H62L61 184L57 183V186H55L52 183L54 186H53V188L50 187V189L48 191L49 192H53V193L46 192L47 194H50V195L47 196V197H45V198L43 197L45 194L43 192H40L39 191L40 192L39 194H36L35 196L30 194L31 197L29 199L23 198L24 200L20 201L21 199L19 198L20 200H19V202H17L18 200H16V199H18V198H16V192H17V189H19L18 188L19 183H20V181L23 178L22 176L27 173L26 172V173L23 174V172L30 171V173H31L32 172L31 170H33ZM93 169H95V170H93ZM101 169H103V170H113V174H111V175H109V174H103L100 171ZM9 171L10 170H8V172ZM170 171H171V169H170ZM249 171H251L250 168H249ZM33 173L36 174L35 171H33ZM33 173H31V174H33ZM246 175L248 176V174H246ZM2 176L0 177V180L4 178ZM170 176H172V175H170ZM183 177H181V178H183ZM249 177H251V176H249ZM25 178H27V176ZM30 178H31V176H30ZM46 178L49 179L48 177H46ZM57 178H59V177H57ZM178 178L179 177H177V179ZM36 179H35V182L37 181ZM245 179H247V178H245ZM39 180L40 179L38 178V181ZM213 180H215V179H213ZM253 180H256V179H253ZM3 181H5V179ZM7 181H5V183ZM29 181L30 182H33L32 179H29ZM100 181H98V183ZM49 182L51 183V181H49ZM52 182H53V180H52ZM57 182H59V181H57ZM171 182L172 181H170V184H171ZM54 183H56V182H54ZM176 183H178V182H176ZM28 184H30V183H28ZM254 184L256 185V183H254ZM247 185H248V183H247ZM170 187H172V186H170ZM176 187H177V185H176ZM248 187H249V185H248ZM248 187H247V189H248ZM104 188H106V187H103V189ZM113 188H111V189H113ZM182 188H184V186ZM20 190H21V188H20ZM92 190H93L92 192H94V189H92ZM101 190H102V188H101ZM106 191L107 192L108 191L110 192V189L109 190H106ZM86 192H91V191L89 190V191H86ZM18 194H21V193L18 192ZM28 194H29V192H28ZM81 196H83V195H81ZM102 196L104 197V195H102ZM125 196H126V193H125ZM27 197H29V195ZM129 197H128V199H129ZM134 197H135V200L138 203H140V205L133 204L132 207L135 206V205H137L136 208H139L140 210L141 209H147L143 205V203L137 198V196H134ZM85 199L83 198V200H85ZM88 200H87V202H88ZM105 200H106V198H105ZM135 200L133 199V201H135ZM130 201H132V200H130ZM64 202H65V204H64ZM185 202H187V201H185ZM107 203H109V202H107ZM131 203H135V202H131ZM63 204L64 205H67V206L68 205H72L73 206V204H74V207L77 206L78 207V210H77L78 212L76 210H75V212H77L76 214L79 213V215H76L74 212L71 213V211H72L71 209H70L71 211L68 210L69 213H68V211H67V213H66V211H62V208L61 207H63V206H61V205H63ZM177 204H178V202H177ZM92 205H94V206H92ZM55 206H60L59 208H61V210L59 209L60 210L59 212L57 211V213H59L57 216H59L61 214H62V216L63 215H65V217L67 216L68 222H66L65 225L61 224L60 223L61 222L60 220H58V221H55L54 220L53 221L51 219H49V220L47 219V217L49 216V214H50L51 211L58 210V209H54L53 208ZM67 206H65V207H67ZM184 206H187V205H184ZM126 209L127 208H126V205H125V210ZM139 209H138V212H139ZM172 209H174V208H172ZM179 209H181V208H179ZM135 210H137V209H135ZM172 211L174 212V210H172ZM51 213H53V212H51ZM70 213H71V215H70ZM102 213H103V215L100 216L99 214H102ZM140 213H141V211H140ZM55 214L54 215L52 214V216H55ZM72 214H75L76 216L75 215L73 216ZM128 214H130V213H128ZM141 214H143V213H141ZM108 215H110V219L112 218L111 220L109 219V217H108V220H106V218H107ZM119 215H117V216L119 217ZM172 215L169 216V217H172ZM242 216H244V215H242ZM130 217H132V216H130ZM148 217H149V215H148ZM64 219H63V221H64ZM69 219H71V220H69ZM165 219L168 222L172 221L171 222L172 224H176L175 223L176 220H172V218H168L167 217ZM131 220H132V218H131ZM241 220L243 221V219H241ZM72 223H74V225H73V231L72 232L69 231L70 235L72 233V238H71V240H69L70 247H71V249H70L68 247L69 243L67 241V239H68L67 235H69V233L66 230L68 228L67 226L72 227L71 226ZM128 223H130V222H128ZM169 225H170V223H169ZM176 225H178V223ZM180 225H182V224H180ZM146 226L147 227H145V230H144L145 231V235L143 237L144 240H142V242L144 244H146L147 247H150L151 245H154V244H155V246H157V248L158 247H161V243H160L159 239L155 236L156 234L154 233L155 232L154 231L155 222H154V219H153V217L151 215H150L149 219L147 220V225ZM134 227H136V224L134 225ZM179 227L185 228L183 226H179ZM205 227H206V225H205ZM174 228H177V227H174ZM69 230H71V229H69ZM85 230H86V232H85ZM126 230L124 231L125 233H123V236H125V235L127 237L132 236V234H133L132 232H134V231L131 232V229L130 230H127V231ZM132 230H133V227H132ZM134 230H135V228H134ZM174 231L175 230H173V232ZM178 231L179 230H176V233ZM100 233H103L102 236L104 238L102 236H101V238H98V236L101 235ZM231 233H233V232H231ZM242 233H240V234H242ZM51 234H53L54 236H51ZM70 235H69V237H70ZM226 235H228V234H226ZM172 236L173 235L170 232L169 239H173ZM43 238L44 239H47L46 241H48V239L51 240L52 243L49 241L51 244L49 243V245L47 246V251L50 252V256L56 254L57 258L59 257L61 259L59 262H56L57 260H55L53 258L52 259H53V261L55 260L54 261L55 263L48 261L46 259V257H45V255L47 254V252L44 253V257H41V254H42L43 251L40 252V249L42 248L43 242H45V241L42 242ZM184 240H186V239H184ZM100 241H101V244H100ZM234 241H232V242H234ZM83 243L85 244V246L90 245L87 248H85V251H86V249H89V252H88L89 253V256L87 257V261H86L87 263L82 262L83 258L86 257L85 254L84 255H82V254L80 255V253L82 251V248H79L80 249V253L79 252H78V254L76 253L77 255H75L74 254V251H73L74 250L73 248H77V250H78V247H80V245L83 244ZM169 243H170V241H169ZM183 243H185V242H183ZM213 243H215V242H213ZM223 245L221 244V247H223ZM152 247H154V246H152ZM150 249H152V248H150ZM217 249H219V247L216 248V250ZM223 249L225 250V248H223ZM69 250H71V251H69ZM158 251H159V249H158ZM244 251H245V249H244ZM111 252H113L114 254H112ZM151 252L153 253V250ZM217 252H219V250H217ZM231 252H233V251H231ZM187 253H189V252H187ZM219 253H217V254L220 255ZM157 254H159V253H157ZM160 254H162V251L160 252ZM170 254L173 256L172 253H170ZM151 256H153V255H151ZM144 257H145V259H151V257H149V256L147 258L146 255ZM159 257H161V256L158 255L156 257V259H160L161 260V258H159ZM198 257H199V255H198ZM251 257H252V255H251ZM37 258L39 260H37ZM59 258H58V260H59ZM78 259L80 261H78ZM160 260H158L159 263H156L155 262V264H163L164 263V261L161 262ZM145 261H147V260H145ZM249 261H250V258H249ZM170 262H171V260H170ZM239 262H237V264ZM217 263H218V261H217ZM173 264H174V262H173Z\"/></svg>",
  "mask_w": 264,
  "mask_h": 264
}]
</instances>
